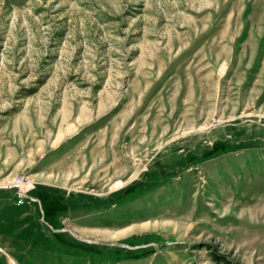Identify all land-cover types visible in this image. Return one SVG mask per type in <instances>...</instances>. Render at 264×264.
<instances>
[{"label":"rangeland","instance_id":"obj_1","mask_svg":"<svg viewBox=\"0 0 264 264\" xmlns=\"http://www.w3.org/2000/svg\"><path fill=\"white\" fill-rule=\"evenodd\" d=\"M20 180L0 264H264V0H0Z\"/></svg>","mask_w":264,"mask_h":264},{"label":"built area","instance_id":"obj_2","mask_svg":"<svg viewBox=\"0 0 264 264\" xmlns=\"http://www.w3.org/2000/svg\"><path fill=\"white\" fill-rule=\"evenodd\" d=\"M32 188L31 183L24 180L0 184V191L13 192L15 194L17 204H22L23 201L28 198L27 194Z\"/></svg>","mask_w":264,"mask_h":264},{"label":"crops","instance_id":"obj_3","mask_svg":"<svg viewBox=\"0 0 264 264\" xmlns=\"http://www.w3.org/2000/svg\"><path fill=\"white\" fill-rule=\"evenodd\" d=\"M6 193H8V194H10L11 195V198H13V200H14V203H16V198H15V194L13 193V192H6ZM15 205V204H14ZM13 206V205H12ZM16 207H18V205H15ZM5 208V207H4ZM15 219V218H14ZM16 235H14L13 237H15ZM0 243H2V242H0ZM5 243V242H4ZM3 245V244H2ZM2 245H0V246H2ZM7 245V244H6Z\"/></svg>","mask_w":264,"mask_h":264}]
</instances>
